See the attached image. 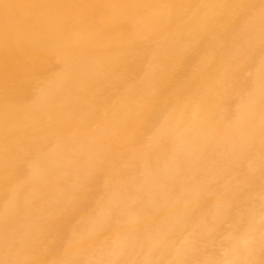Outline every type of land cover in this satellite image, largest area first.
Returning <instances> with one entry per match:
<instances>
[{
  "label": "bare ground",
  "instance_id": "bare-ground-1",
  "mask_svg": "<svg viewBox=\"0 0 264 264\" xmlns=\"http://www.w3.org/2000/svg\"><path fill=\"white\" fill-rule=\"evenodd\" d=\"M0 264H264V0H0Z\"/></svg>",
  "mask_w": 264,
  "mask_h": 264
}]
</instances>
